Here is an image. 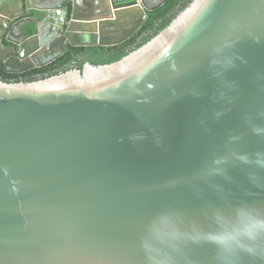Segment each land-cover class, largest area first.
<instances>
[{"label":"water","instance_id":"obj_1","mask_svg":"<svg viewBox=\"0 0 264 264\" xmlns=\"http://www.w3.org/2000/svg\"><path fill=\"white\" fill-rule=\"evenodd\" d=\"M145 10L142 0H0V42L37 12L57 42L43 45L50 53L116 45L125 38L110 27L135 11L144 22ZM33 34L11 46L16 62L40 49L37 24ZM225 42L246 63L216 78L209 61ZM261 112L264 0H192L115 63L0 80V264H150L145 243L164 264H218L196 231H215L217 211L264 210V171L237 160L264 152L249 123L264 126Z\"/></svg>","mask_w":264,"mask_h":264},{"label":"clouds","instance_id":"obj_2","mask_svg":"<svg viewBox=\"0 0 264 264\" xmlns=\"http://www.w3.org/2000/svg\"><path fill=\"white\" fill-rule=\"evenodd\" d=\"M254 40L259 42V38ZM234 46L233 42H225L212 50L213 55L209 61L210 69H222V71L213 73L216 78L221 77L224 71L235 68L236 61L246 63L242 57L234 52L229 51L225 54V50H231ZM227 86L234 87L230 82L227 83ZM221 115L223 112L215 113L217 118ZM257 115L264 117V112L257 113ZM249 123L253 135L264 137V126L251 123V121ZM129 139L139 140L143 137L136 135L129 137ZM237 160L243 165L264 171V152L262 151H257L251 155L247 153L238 155ZM213 163L220 164L223 163V160H216ZM215 173L222 174V170L215 169ZM259 179L255 174H250V180L258 187L260 186ZM215 220L217 224L215 231L202 233L197 230L196 238L202 239L216 249L218 264H264V210L249 204H241L227 215L217 211ZM182 235L178 230H173L171 233L172 239H179ZM143 247L150 264H164L163 261L157 260L152 255L154 249L149 244L145 243Z\"/></svg>","mask_w":264,"mask_h":264},{"label":"flooded vegetation","instance_id":"obj_3","mask_svg":"<svg viewBox=\"0 0 264 264\" xmlns=\"http://www.w3.org/2000/svg\"><path fill=\"white\" fill-rule=\"evenodd\" d=\"M161 1L163 0H158V2H155L153 0H144L143 3L146 6L147 10H150L148 8H152L153 6L159 4ZM147 10H145V14ZM30 15L32 16V18L34 17L35 19H37V23L31 21ZM146 19L144 20V22L146 21ZM140 22H142L141 17L138 16L137 12L135 11L131 16V19L125 24L123 23V26H120L118 30L110 27V34L108 35V37H113L115 35L118 36V32H120V34L125 38L119 43L121 44L133 37L135 33L142 27L144 22H142L141 26L136 31H134V28ZM40 23V15H38L37 12L25 14L24 16L10 23L8 31L2 36L0 42V80L9 83L33 82L54 75L63 74L68 71H82L84 65L89 64L87 62L88 55H70V49L80 47H72L68 44L67 50L57 48L53 53H50L53 51L52 49L46 50L45 48H43V45L45 44L53 43L52 45H57V42L55 41V36L53 34H48V32L52 30L51 25L48 23L45 27V25H40ZM35 24H37L39 30L41 31V47L33 54L32 57L28 56L27 58L21 59L18 63L16 62V60H14L18 56V53L14 52L11 46H14V43L21 42L22 40L33 36ZM13 25H15V27L9 33V29ZM28 28L32 29V32L30 34H26ZM21 34H23V36ZM130 34L131 36L129 38H126V36ZM60 37H63L62 33L60 34Z\"/></svg>","mask_w":264,"mask_h":264},{"label":"trees","instance_id":"obj_4","mask_svg":"<svg viewBox=\"0 0 264 264\" xmlns=\"http://www.w3.org/2000/svg\"><path fill=\"white\" fill-rule=\"evenodd\" d=\"M191 1L192 0H164L158 7L146 11V21L135 35L127 41L111 47L97 46L72 48L70 49V55H88L87 62L91 66H103L115 63L155 37L160 31L166 28ZM31 32L32 29L28 28L26 34H30Z\"/></svg>","mask_w":264,"mask_h":264},{"label":"rangeland","instance_id":"obj_5","mask_svg":"<svg viewBox=\"0 0 264 264\" xmlns=\"http://www.w3.org/2000/svg\"><path fill=\"white\" fill-rule=\"evenodd\" d=\"M153 1L158 2V0H153Z\"/></svg>","mask_w":264,"mask_h":264},{"label":"crops","instance_id":"obj_6","mask_svg":"<svg viewBox=\"0 0 264 264\" xmlns=\"http://www.w3.org/2000/svg\"><path fill=\"white\" fill-rule=\"evenodd\" d=\"M144 1V0H143ZM146 1H148V0H146Z\"/></svg>","mask_w":264,"mask_h":264}]
</instances>
